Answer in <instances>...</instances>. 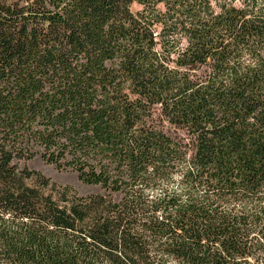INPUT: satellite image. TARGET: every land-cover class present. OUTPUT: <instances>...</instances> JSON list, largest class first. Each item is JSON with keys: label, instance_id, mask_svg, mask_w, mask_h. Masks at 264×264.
Here are the masks:
<instances>
[{"label": "trees", "instance_id": "1", "mask_svg": "<svg viewBox=\"0 0 264 264\" xmlns=\"http://www.w3.org/2000/svg\"><path fill=\"white\" fill-rule=\"evenodd\" d=\"M0 264H264V0H0Z\"/></svg>", "mask_w": 264, "mask_h": 264}, {"label": "rangeland", "instance_id": "2", "mask_svg": "<svg viewBox=\"0 0 264 264\" xmlns=\"http://www.w3.org/2000/svg\"><path fill=\"white\" fill-rule=\"evenodd\" d=\"M7 3H12L18 0H1ZM165 124H168L165 122ZM34 156L32 158L26 157L25 159H15L14 166L19 171L27 170L32 173H37L47 180L51 181L52 184L57 185V187H70L79 196H89L96 195L102 192L98 186H89L82 183L77 175L72 169H58L52 164L46 163L42 158V149H33ZM39 152V153H38ZM28 186L34 185V181L27 180Z\"/></svg>", "mask_w": 264, "mask_h": 264}]
</instances>
